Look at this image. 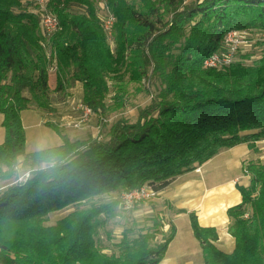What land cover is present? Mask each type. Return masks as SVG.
I'll return each mask as SVG.
<instances>
[{
    "label": "trees",
    "instance_id": "obj_1",
    "mask_svg": "<svg viewBox=\"0 0 264 264\" xmlns=\"http://www.w3.org/2000/svg\"><path fill=\"white\" fill-rule=\"evenodd\" d=\"M106 6L102 18L96 0H49L59 29L47 35L39 13L23 0H0L6 134L0 144V264H159L176 235L174 223L161 242L150 229L125 230L106 252L102 216L121 203L94 198L144 184L160 192L221 150L264 139V52L253 57L240 49L227 66H204L225 50L229 31L264 32V0H106ZM50 64L59 93L82 83V101L101 129L73 139L46 122L62 144L27 152L22 111L50 107ZM140 93L150 101L130 104ZM129 104L136 115L122 111L107 120ZM53 159L56 167L47 168ZM22 173L28 176L20 181ZM244 173L251 180L237 187L242 201L227 209L232 252L217 245L215 227H202L189 213L201 264H264V160L245 162ZM71 206L49 224L51 213Z\"/></svg>",
    "mask_w": 264,
    "mask_h": 264
},
{
    "label": "rangeland",
    "instance_id": "obj_2",
    "mask_svg": "<svg viewBox=\"0 0 264 264\" xmlns=\"http://www.w3.org/2000/svg\"><path fill=\"white\" fill-rule=\"evenodd\" d=\"M23 1L30 9L39 13L41 5L40 1L42 0ZM186 1L190 2L191 0ZM96 6L99 11V15H101L102 18H106L108 16L106 0H96ZM240 31L241 32L235 36L238 41H244L240 43V52L245 54L250 53L253 57H259L264 52V32L256 29H241ZM49 66L50 107L47 110L29 108L22 111V120L27 137V152H34L62 144L63 140L61 136L51 126L47 125L46 122H53L54 124H57L63 133H67L73 139L85 138L88 135L95 136L101 129L99 126L98 116L94 114L91 116L89 121H81L82 113L81 110L78 109V105L83 102L82 83L77 82L74 86L67 87L64 92L59 93L56 88V69L53 68V64H50ZM130 87H133V85H130ZM112 96L113 95L111 94L108 97V102H110V97ZM149 101L150 97H145L142 93L133 94L130 99V104L133 103L137 106H144ZM130 104L126 105L124 109L125 111L121 109L115 113H109L107 120L110 121L116 118L117 113L120 112H124V114L128 116L136 115L137 110L132 108ZM40 120L45 123L42 122L39 124ZM259 145L260 147H263V151H259L263 154L264 144ZM27 176V173H22L19 180H24ZM120 194L121 192L106 194L101 197H95L94 201H115L117 199L120 201ZM73 209L74 207L71 206L61 211L51 213L49 215V224L54 223L57 219L66 215ZM174 211V208H172L166 201L159 199L158 197L135 204L130 208H126L122 204H118L113 213L103 214L102 216L105 219V225L99 230L100 244L103 246L104 251L111 252L115 249V245L121 240L125 230H131L130 232L134 235L141 229H146V231L150 229L151 231L157 233V240L161 242L163 240V233L169 229L168 224L171 222V215L174 214ZM173 222L177 225L180 234L178 240H176L171 247L169 254L176 255L182 251L186 252L183 256L176 257L175 260L177 264L203 263L204 256L199 240L191 234V240L183 243V238H187V233L190 230L189 218L187 216L180 215V217ZM155 223H159V226H156ZM192 241H195V243L198 242L199 245H197L193 253L189 254L187 252L189 250H193ZM181 244L187 245V248L183 249Z\"/></svg>",
    "mask_w": 264,
    "mask_h": 264
},
{
    "label": "crops",
    "instance_id": "obj_3",
    "mask_svg": "<svg viewBox=\"0 0 264 264\" xmlns=\"http://www.w3.org/2000/svg\"><path fill=\"white\" fill-rule=\"evenodd\" d=\"M2 120L3 115L0 113V144L4 142L6 136ZM42 122L44 121L40 120L39 124ZM262 148L256 142L253 147L245 142L223 149L201 165L200 172L196 169L187 171L158 192L156 197L166 201L175 210L171 215V222L176 221L180 215L187 216L190 220V230L187 238H183V243L191 240V234L195 236L189 215L190 212H195L202 227H215L218 230L219 238L216 243L222 250L226 252L234 250L235 240L228 231L230 221L227 209L242 201V195L237 187L247 186L251 180V176L244 173V163L254 159L263 160L264 153L259 152ZM180 210L184 211L179 212ZM175 227L176 235L159 264H177L176 257L186 253L182 251L176 255L169 254L180 234L177 225ZM192 244L193 250H189L187 252L189 254L199 245L195 241H192ZM182 248L186 249L187 245H182Z\"/></svg>",
    "mask_w": 264,
    "mask_h": 264
},
{
    "label": "built area",
    "instance_id": "obj_4",
    "mask_svg": "<svg viewBox=\"0 0 264 264\" xmlns=\"http://www.w3.org/2000/svg\"><path fill=\"white\" fill-rule=\"evenodd\" d=\"M40 23L41 27L47 35L54 34L59 29V19L57 16L52 14L48 8L47 3L48 0L40 1ZM46 2V3H45ZM114 17H110L105 21L106 29L110 30L113 24ZM240 30H231L225 36V50L221 52L214 53L207 57L204 60L205 67H212V68H222L231 64L237 57V53L241 49V44L244 41H238L235 36L240 33ZM239 42V43H238ZM78 109L81 110V121L87 122L91 118L92 111L91 109L85 105L83 102L79 103ZM258 144H264V139L256 141ZM197 172H200V167L196 169ZM158 192L155 191L151 186L148 184H144L139 188L123 191L120 194V202L126 208H130L135 204L144 202L146 200L154 199L157 196Z\"/></svg>",
    "mask_w": 264,
    "mask_h": 264
},
{
    "label": "clouds",
    "instance_id": "obj_5",
    "mask_svg": "<svg viewBox=\"0 0 264 264\" xmlns=\"http://www.w3.org/2000/svg\"><path fill=\"white\" fill-rule=\"evenodd\" d=\"M57 165V161L56 160H49L46 162V167L47 168H55Z\"/></svg>",
    "mask_w": 264,
    "mask_h": 264
}]
</instances>
